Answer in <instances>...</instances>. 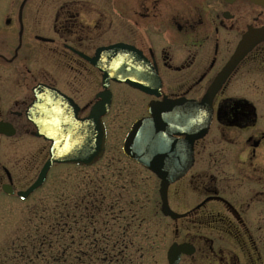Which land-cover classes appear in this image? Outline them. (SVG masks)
Instances as JSON below:
<instances>
[{
	"label": "flooded vegetation",
	"instance_id": "flooded-vegetation-1",
	"mask_svg": "<svg viewBox=\"0 0 264 264\" xmlns=\"http://www.w3.org/2000/svg\"><path fill=\"white\" fill-rule=\"evenodd\" d=\"M96 3L0 0V197L5 184L11 191L6 195H16L20 177L16 157L8 164L4 139L16 149L19 135L37 137L27 111L33 118L86 116L103 92L101 73L86 57L99 46L122 42L155 69L158 94L111 80L101 117L106 138L110 115H126V134L135 120L149 116V102L181 100L171 136L180 152L176 159H191L167 186L173 217L162 213L157 190L156 212L171 222L173 237L164 254L142 255L141 264H169L172 244L178 249L175 264H264V0H109L105 16ZM120 20L124 39L94 44L100 24L107 22L115 34ZM244 40L252 46L227 65ZM225 66L207 129L188 143L187 129L195 131L196 116L205 119L203 97ZM41 139L48 151L50 140ZM124 233L113 245L128 246L119 240ZM97 259L120 264L115 255Z\"/></svg>",
	"mask_w": 264,
	"mask_h": 264
},
{
	"label": "rangeland",
	"instance_id": "rangeland-1",
	"mask_svg": "<svg viewBox=\"0 0 264 264\" xmlns=\"http://www.w3.org/2000/svg\"><path fill=\"white\" fill-rule=\"evenodd\" d=\"M90 2L104 6L99 9L102 16L109 14V0ZM116 24L115 34L107 22L100 24L94 44L124 39V23ZM129 121L124 114L106 118L105 150L97 162L54 164L42 186L27 198L0 197V264H102L94 259L112 255L120 264H141L142 255L164 254L173 234L171 222L156 212L158 179L121 152ZM4 153L9 165L11 157L18 160L20 177L15 187L21 190L36 178L47 158V147L41 138L21 134L16 149L11 140L4 139ZM61 221L66 222L63 230L58 226ZM124 231L127 235L119 240L128 246L113 245ZM159 240H164L161 246ZM50 244V249L45 248ZM51 250L61 254L53 259L48 256Z\"/></svg>",
	"mask_w": 264,
	"mask_h": 264
},
{
	"label": "water",
	"instance_id": "water-1",
	"mask_svg": "<svg viewBox=\"0 0 264 264\" xmlns=\"http://www.w3.org/2000/svg\"><path fill=\"white\" fill-rule=\"evenodd\" d=\"M253 41L244 40L235 52L232 60L227 64L232 66L234 59L241 56L245 50L252 46ZM101 72L100 93L101 100L96 102L89 113L83 118H76L68 114L64 118H49L44 114L33 118L26 112L29 121L35 124V135L44 140H50L48 157L42 164L35 180L25 189L18 190L17 195L24 199L46 179L47 173L54 163L76 164L88 166L94 163L103 153L105 143V127L101 120L107 111L110 94L109 82H124L134 88L149 94L157 95L159 86L155 69L144 56L134 47L122 42L102 45L96 48L93 57H86ZM226 66L214 79L207 89L202 103L206 106V117L196 116L195 131L187 129V142L201 136L207 129L210 117V102L214 93L219 88L225 74ZM183 105L181 100H164V102L151 101L148 104L149 116L139 118L131 125L122 142V152L155 174L159 182V195L161 198V211L164 215L173 217L174 212L166 202L167 186L181 177L189 168L191 159H176L177 144L171 133L176 128L178 107ZM200 112V111H198ZM204 112V110H203ZM198 115V114H197ZM203 121V123H202ZM202 123V124H201ZM184 150L183 146L179 148ZM175 162L181 163L174 165ZM5 192L10 193L9 185L3 186ZM169 264H175L178 258V249L170 245L167 250Z\"/></svg>",
	"mask_w": 264,
	"mask_h": 264
},
{
	"label": "trees",
	"instance_id": "trees-1",
	"mask_svg": "<svg viewBox=\"0 0 264 264\" xmlns=\"http://www.w3.org/2000/svg\"><path fill=\"white\" fill-rule=\"evenodd\" d=\"M68 214V213H67ZM64 215V216H63ZM63 217H65V213H60V218H61V220L63 219ZM56 218V217H55ZM66 223V222H65ZM65 223H62V221H61V224L59 225L58 224V226L60 227V228H62V230H63V227H64V225H62V224H65ZM51 230H49L48 231V234H49V232H50ZM61 231V230H60ZM45 248H48V249H50L51 248V244L49 245V247L48 246H45ZM61 254V252H53L52 250H51V252H50V254L48 255V256H50L51 258H55L57 255H60ZM57 258V257H56ZM56 262V261H55ZM51 263H52V261H51ZM53 264V263H52Z\"/></svg>",
	"mask_w": 264,
	"mask_h": 264
}]
</instances>
